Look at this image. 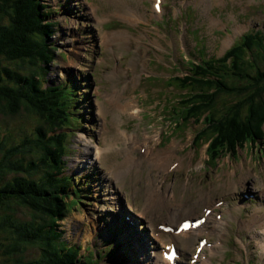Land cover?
Returning a JSON list of instances; mask_svg holds the SVG:
<instances>
[{
	"label": "rangeland",
	"instance_id": "obj_1",
	"mask_svg": "<svg viewBox=\"0 0 264 264\" xmlns=\"http://www.w3.org/2000/svg\"><path fill=\"white\" fill-rule=\"evenodd\" d=\"M120 1L71 0V15L60 16L64 30L72 37L73 47L64 52L66 61L54 62V68L83 80L90 78L92 110L87 116L95 112L97 117L96 123L86 124V133L69 141L75 154L70 156L68 171L75 165L79 174L103 180L91 182L92 192L99 195L86 202L81 213L74 211L65 222V229L70 235L77 234L74 241L81 243L85 254L87 248L92 249L93 230L96 229L98 237L103 223L105 228L112 229L116 225L112 220L119 218L132 229L134 237L141 235L149 243L148 247L142 245V264H162L161 251L171 243L174 233L162 231L161 227L175 230L183 221H197L212 212L207 231L201 234L193 231L175 242L182 257L179 264H202L210 258L205 264L259 262L264 256V238L255 236L259 227L242 225V221H249L246 216L251 207L241 210L240 214H234L237 212L232 209L248 202L264 206V199L259 203L264 197V147L259 151L257 145L252 150L242 148L238 154L226 156L212 167L215 164L207 157V138L200 144L195 138L201 126L193 122L185 124L183 129L181 124L173 129L174 116L179 113L171 114L173 108L167 111L164 108L170 104L175 107L179 102L184 92L171 85L175 78L190 74L187 67L191 62L198 64L197 56L207 52L221 57L245 32L264 31V0H209L203 6L197 5L200 0H164L163 14L155 12L153 0H126L122 5ZM42 3L47 4L45 0ZM244 19L254 22H242ZM108 35L129 38V43L107 40ZM77 39L85 41L77 42ZM258 57L263 58L261 54ZM114 86L122 91L121 104H131L126 113L108 105L107 94ZM241 87L248 86L242 83ZM252 97L257 96L247 94L245 99L249 101ZM229 98L233 103L243 101L240 97ZM215 108L221 113V109ZM0 110V137L8 145L19 144L23 140L21 132L31 130L39 120L24 106L13 112L14 116L8 109ZM247 111L242 114L246 115ZM172 129L176 133L169 137ZM118 131L139 136L140 146L144 145L147 150L143 154L160 156V168L152 170L139 150L134 156L142 158V167L118 176L125 160V155L116 148ZM167 151L173 153L170 163H167L170 158L163 161ZM171 164L175 167L165 171L167 165L172 168ZM126 169H130L129 165ZM150 190L172 197L168 209L156 205L150 208L147 201ZM3 212L18 216L23 213L20 217L24 218L31 214L16 205L8 208L6 205ZM172 215L175 223L171 222ZM166 239L168 243L162 244ZM113 241L110 235L109 245ZM11 244V239L0 237V264H14L20 258L17 252L11 256ZM123 260L104 263L126 264Z\"/></svg>",
	"mask_w": 264,
	"mask_h": 264
},
{
	"label": "trees",
	"instance_id": "obj_2",
	"mask_svg": "<svg viewBox=\"0 0 264 264\" xmlns=\"http://www.w3.org/2000/svg\"><path fill=\"white\" fill-rule=\"evenodd\" d=\"M59 12L42 0H0V108L14 116L13 112L24 106L44 118L33 123L31 130L21 132L19 144L8 145L0 137V237H12V255L16 251L21 254L16 264H89L88 258L79 261L83 258L80 244L74 240L68 243L57 224L71 214L72 207L84 205L91 197L88 189V195L84 191L88 185L82 177L73 179L65 172L66 159L73 155L69 141L76 131H86L87 96H82L77 79L66 78L63 84L58 79L50 85L46 79L53 72L49 64L59 57L56 52L61 48L59 38H52L58 27L53 16ZM190 70L189 75L174 80V87L185 92L174 111L181 115L180 122L195 119L207 127L202 133L210 138V157L227 153L240 140L261 132L262 31L245 34L224 57L205 60ZM242 83L248 87H241ZM247 94L257 97L248 101ZM228 96L243 101L233 103ZM219 99L225 107L219 105ZM88 179L97 181L93 175ZM78 181L84 190L77 186ZM65 198H70L69 203ZM13 204L31 214L24 218L20 217L23 213L2 212ZM111 232L116 235L114 229Z\"/></svg>",
	"mask_w": 264,
	"mask_h": 264
},
{
	"label": "bare ground",
	"instance_id": "obj_3",
	"mask_svg": "<svg viewBox=\"0 0 264 264\" xmlns=\"http://www.w3.org/2000/svg\"><path fill=\"white\" fill-rule=\"evenodd\" d=\"M71 1V0H70ZM154 1V10H155V12H157V13H160V14H163V8H162V3L164 2L163 0H153ZM122 2V3H121ZM125 2H127L126 0H121L120 2H119V4H125ZM204 2L206 3V4H208L209 3V0H200V1H197L196 3H197V5H201V6H203L204 5ZM69 5V4H68ZM30 6V5H29ZM70 6V5H69ZM29 9V8H28ZM70 9V8H69ZM60 10H61V8H60ZM71 10V9H70ZM32 14V13H31ZM84 16V15H83ZM82 16V17H83ZM123 16H125V15H123ZM85 18V17H84ZM246 20L244 19V21L243 22H245ZM32 29V28H31ZM34 32V31H33ZM71 38L72 37H70V40H71ZM86 39V41L88 40L87 38H85ZM85 39L83 40V39H77V42H79V41H85ZM109 39H111L112 41H118V40H121V41H123V42H125V43H129V38H122V37H120L119 35H112V36H110L109 37V35H108V37H107V40H109ZM90 40H91V38H90ZM90 44V43H89ZM57 74V75H56ZM55 76H56V80L58 81V79H59V81L61 82V84H63L64 82H65V79H66V77H67V74H64V72H59V70L55 73ZM68 77H70V76H68ZM50 78H53V77H50ZM72 79H75V78H72ZM48 83H49V81H48ZM86 83L88 84V86H89V89H91V86H92V83H91V80H90V78L88 77V81H86ZM107 96H108V105H110V108L111 107H114L115 109H117V110H119V111H121V113L123 112V113H126L127 111H128V108L131 106V104H129V103H127V104H125V105H122L121 104V100H122V91L120 90V89H118L116 86H114V88L107 94ZM86 100H90V98L89 97H86L85 98ZM89 102V101H88ZM235 102H238V101H235ZM234 102V103H235ZM86 107H87V104H86ZM89 107V106H88ZM88 110H89V108H87ZM91 110H92V107H91ZM114 110V109H113ZM116 111V110H115ZM1 112V111H0ZM89 112V111H88ZM108 112H109V109H108ZM88 115H90V117H88V118H85L84 120L89 124V125H91V121L93 122V123H96V121H97V117H96V113L95 112H93V114H89L88 113ZM201 126V130L200 131H198L197 133H196V135H195V138L199 141V144H200V141H204V139H205V136H203V133H202V131L204 130V129H206L207 127L204 125V124H202V125H200ZM263 126V128H264V124L262 125ZM78 133H79V135H81V134H83V133H81L80 131H78ZM118 135H119V138L117 139L118 141H119V143H117L116 144V148L117 149H119V151H120V153L121 154H124L125 155V160H124V163H121L122 164V166L118 169V176H121L122 174H124L125 176L130 172V170L132 171L133 169H140L141 167H142V165H143V160H142V158H140V159H137L135 156H134V153L135 152H137V151H139L140 150V154H142V155H144V157L146 158V159H148V166L153 170V169H158V168H160V166H161V164L162 163H160V156L159 155H157L156 157L155 156H153L154 154H150L149 156H147V155H145V154H143V153H145V151H147L145 148H144V145H142L143 147H141L140 146V141H139V139H138V137L139 136H137L136 134H129V133H126L125 131H118ZM144 143H146V144H149L148 143V141L147 140H144ZM258 144L259 145H257V147H256V149H257V151H259L260 150V148H262L261 146H263L264 147V139H263V141L262 142H260V141H258ZM253 146L254 145H249L248 143H247V141L245 140V141H243V140H240L239 142H237L236 143V145H235V147H234V149H232V150H229L227 153H223V154H221V155H219V153H217V155L215 156V166L214 167H216L218 164H219V161L220 160H223V159H225V157L226 156H232L233 154H238L239 153V151L240 150H242V148H243V150L244 149H250V150H252L253 149ZM262 150V149H261ZM263 151V150H262ZM149 152H151V150L150 149H148V153L147 154H149ZM19 153H22V151H20ZM245 154H247V152L245 153ZM244 154V155H245ZM151 156H153V157H155V158H152ZM172 157H173V153L171 152V151H167V153H165V157H164V159H163V161H165L166 159H168V158H170V159H168L167 160V163H170V161H171V159H172ZM182 159H180V163H182ZM66 162L68 163V159H66ZM67 163H66V165H67ZM126 165H129V167H130V169H126ZM171 165H173V164H171ZM74 168L72 169L71 168V171H74V169H75V171L77 172V167L74 165L73 166ZM76 167V168H75ZM175 167V165H173L172 166V168L170 167V166H166L165 167V171H170V170H172L173 168ZM78 174H79V172H77ZM249 174L251 175V170L249 169ZM80 176V175H79ZM94 177V176H93ZM97 179H100V178H97ZM78 180H79V177H78ZM88 181H89V179H88ZM100 181L101 182H103V180H101L100 179ZM263 185H264V183H263ZM77 186L78 187H80V189H82V190H84L81 186H84V185H81V182H79L78 181V183H77ZM85 191V193L88 195V192H87V189H85L84 190ZM97 191H99V188H97ZM101 191V190H100ZM96 195H99V193H96ZM147 201H148V203L149 204H151V206H150V208H154L155 207V205L156 206H160V207H162V208H164V209H168V207H169V200L172 198L171 196H162L159 192H158V190H153V191H148V193H147ZM129 208L131 209V211H134V207L132 206V205H130L129 204ZM209 210V209H208ZM207 210V211H208ZM232 210H234V212H237V213H234V214H240V210H239V208H233ZM253 212H254V215L253 216H251L250 218H249V221H242L243 223H242V225H244V226H247V227H259L260 229H262V230H264V206L263 205H260V206H258L257 204L256 205H254V210H253ZM192 215H194V213L192 212L191 213ZM206 215V217H204L205 218V221H204V223L203 224H200L199 225V227H197V228H194V227H191L188 231H184V232H182L179 236H176V235H172L171 234V239H170V241H171V243H175V242H178L181 238H183V237H187V236H189L193 231H198V233L199 234H201L202 233V231H207V227H206V224L208 223V218L212 215V212H210V213H206L205 214ZM230 216H232L231 215V213H230ZM171 217V222L172 223H175V217L172 215V216H170ZM20 220L21 221H23V219L22 218H20ZM210 222V221H209ZM104 224V223H103ZM120 225H122V228H121V226ZM119 226H118V230L120 231V232H122L123 233V237H122V239L124 238V239H126V240H130V241H132L133 242V238H132V235H129V234H127V233H129L130 231L129 230H132L131 228L130 229H128L127 231H123V228L124 229H126V228H128L129 226H128V224L126 223V222H123V223H121ZM180 226V225H179ZM233 226V225H232ZM43 228H44V226H43ZM60 228H61V225H60ZM179 228V227H178ZM177 228V229H178ZM108 232H110V229L108 230ZM253 232H254V229H253ZM93 233L95 234L94 235V237H93V239H92V243H93V241H95V239L97 238V232H96V229H94L93 230ZM114 233H116V234H118L119 235V233L116 231V232H114ZM211 233H213V231L211 232ZM262 234L264 235V231H262ZM256 236V235H255ZM70 239H69V238ZM76 237H77V234H74V236L73 235H71V236H67V241H68V243L70 242V241H73V240H75L76 239ZM256 237H258V236H256ZM259 238V237H258ZM135 239H136V241H137V243L139 242V241H141L142 240V237H141V235H139V236H137V237H135ZM259 239H261V238H259ZM99 242H100V244H99V248L100 249H104L105 250V252H106V255H107V257H108V260L109 261H111V262H113L115 259H116V257H120V255H121V252H122V248H120V249H117L118 250V252H117V255L115 256V254H113L114 253V251L111 249V248H109L108 246H107V244H105L101 239H99ZM165 243H168V241H167V239L164 241V244ZM121 244L123 245L122 247H124V249H125V251L126 252H129L128 250H127V248L125 247V245H124V243H123V241L121 240ZM64 245V244H63ZM65 246V245H64ZM169 246H170V243H169ZM116 249V248H115ZM263 249H264V247H263ZM24 252L23 250H19V252ZM212 251H215V249H213ZM141 252V251H140ZM162 264H175V261H176V259L174 260V261H172V259L169 257V254L166 252V251H163L162 252ZM206 259V258H205ZM211 259V258H210ZM210 259H207V260H205L202 264H205V263H207V262H210L211 260ZM132 260L134 261V259H133V257H132ZM258 260H260L259 262H257V264H264V257L263 258H259ZM117 261H119V258H118V260ZM146 261V260H145ZM83 262V261H82ZM134 263H142V262H135L134 261ZM253 264V263H252Z\"/></svg>",
	"mask_w": 264,
	"mask_h": 264
}]
</instances>
